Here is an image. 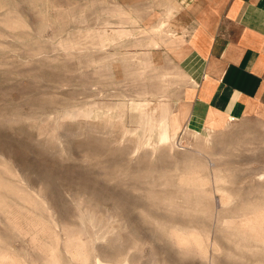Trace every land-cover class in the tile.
<instances>
[{
  "label": "rangeland",
  "instance_id": "1",
  "mask_svg": "<svg viewBox=\"0 0 264 264\" xmlns=\"http://www.w3.org/2000/svg\"><path fill=\"white\" fill-rule=\"evenodd\" d=\"M120 1L0 0V264H264V122L145 132L186 79Z\"/></svg>",
  "mask_w": 264,
  "mask_h": 264
},
{
  "label": "crops",
  "instance_id": "2",
  "mask_svg": "<svg viewBox=\"0 0 264 264\" xmlns=\"http://www.w3.org/2000/svg\"><path fill=\"white\" fill-rule=\"evenodd\" d=\"M132 4L134 14H128L134 23L156 20L152 29L160 30L146 42L149 52L164 50L186 79L173 103L182 128L211 133L238 120L264 122V0H134ZM142 4L148 6L146 16L137 15ZM121 28L125 36L132 31L136 37L142 35L136 33L137 27L121 26L117 32ZM164 28L175 33L169 43L162 37Z\"/></svg>",
  "mask_w": 264,
  "mask_h": 264
},
{
  "label": "bare ground",
  "instance_id": "3",
  "mask_svg": "<svg viewBox=\"0 0 264 264\" xmlns=\"http://www.w3.org/2000/svg\"><path fill=\"white\" fill-rule=\"evenodd\" d=\"M169 5V4H168ZM167 5V6H168ZM170 6V5H169ZM168 6V7H169ZM177 6V5H176ZM172 7V5H171ZM175 7V6H174ZM169 9V8H168ZM167 9V10H168ZM176 9V8H175ZM166 10V9H165ZM166 10V11H167ZM174 10V9H173ZM164 15V14H163ZM166 15V14H165ZM168 16V15H167ZM163 17V16H162ZM167 24V22H166ZM160 25V24H159ZM162 25V24H161ZM165 26V25H164ZM161 27V26H160ZM169 27L166 25V28ZM120 28V27H119ZM125 28H121V30H119L117 33L119 34H123L124 33V30ZM161 29V28H160ZM169 29V28H167ZM163 30V29H162ZM164 33H168V31L165 32V28H164ZM171 31V29H170ZM169 31V32H170ZM170 34V33H169ZM173 34V33H171ZM167 37L169 35H166ZM101 38V37H100ZM103 38V37H102ZM120 38V37H119ZM170 39V38H169ZM101 41V40H100ZM100 44L102 46H104L106 44V39H104V41L100 42ZM176 72V71H175ZM174 73V72H173ZM112 74V72H111ZM168 74V73H167ZM187 76V75H186ZM147 92V91H146ZM144 99V98H143ZM141 100V99H140ZM131 103V102H130ZM132 105L136 108H139L140 109H143V113H142V120H141V123L143 124V129L145 132L149 133L150 134L154 131H157L158 132V138H159V141L162 142V143H166V142H169V141H172V140H175L177 137H178V134L180 132V130L182 129L181 127V124H180V121L179 119L176 117V114L173 112V110L170 108V105L169 103H162L159 107V113H154V112H149L148 110H146V107L149 105V103L145 102V101H137V102H132ZM96 107V106H95ZM129 107V106H128ZM126 108V107H125ZM128 110V109H127ZM131 110V108H130ZM137 110V109H136ZM124 111V110H123ZM192 111V110H191ZM95 112V109L94 107H92L91 109H89L86 114L89 115H93ZM118 113V112H117ZM120 113V112H119ZM191 114V113H190ZM119 115V114H118ZM125 115V114H124ZM74 116V115H73ZM94 116V115H93ZM111 117V116H110ZM113 117V116H112ZM109 118V116H108ZM123 119H125L124 117H122ZM121 118V120H122ZM116 119V118H115ZM107 120V119H106ZM120 122H123V121H120ZM125 122V121H124ZM136 122H139V121H136ZM140 123V124H141ZM190 123V122H188ZM122 124V123H121ZM124 124V123H123ZM137 127V126H136ZM139 128V126H138ZM212 128V127H211ZM130 129V128H129ZM140 129V128H139ZM124 130V129H123ZM127 130V129H126ZM131 130V129H130ZM134 130V129H133ZM129 131V130H128ZM141 131V130H140ZM132 132V131H131ZM140 133V132H139ZM138 133V134H139ZM146 133V134H147ZM131 134V133H130ZM143 134V133H142ZM141 135V134H140ZM156 135V133H155ZM154 135V136H155ZM126 137V136H125ZM156 137V136H155ZM154 137V138H155ZM129 138V137H128ZM138 138V137H137ZM134 141V140H133ZM155 141V139L153 140ZM157 141V139H156ZM154 143V142H153ZM174 145V144H173ZM218 177V180H222V176H219L217 175ZM221 182V181H220ZM222 186V184H221ZM223 187V186H222ZM195 188V187H194ZM231 194V193H230ZM230 200V199H229ZM228 200V201H229ZM111 218V217H110ZM109 218V219H110ZM191 227V226H190ZM101 228V227H100ZM181 228V227H180ZM120 231V230H118ZM94 234V233H93ZM97 234V232H96ZM107 241V240H106ZM95 245V244H94ZM71 247V246H70ZM79 248V247H77ZM84 248V247H83ZM115 250V249H114ZM98 251V250H97ZM53 259V258H52ZM108 259V258H107ZM49 260V259H48ZM84 260V259H83ZM119 260V259H118ZM129 260V259H128ZM129 262V261H128ZM104 264H117V263H112V262H104ZM123 264H128L126 261L123 263Z\"/></svg>",
  "mask_w": 264,
  "mask_h": 264
}]
</instances>
